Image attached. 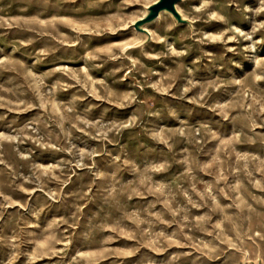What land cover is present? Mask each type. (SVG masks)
Here are the masks:
<instances>
[{"label":"rangeland","instance_id":"1","mask_svg":"<svg viewBox=\"0 0 264 264\" xmlns=\"http://www.w3.org/2000/svg\"><path fill=\"white\" fill-rule=\"evenodd\" d=\"M156 1L0 0V264H264V0Z\"/></svg>","mask_w":264,"mask_h":264},{"label":"water","instance_id":"2","mask_svg":"<svg viewBox=\"0 0 264 264\" xmlns=\"http://www.w3.org/2000/svg\"><path fill=\"white\" fill-rule=\"evenodd\" d=\"M177 1L178 0H158L156 3L150 6V8L148 9V15L136 24V28L140 29V26L142 24L151 22L156 19L162 10L171 12L178 22H183L184 20L175 8V4Z\"/></svg>","mask_w":264,"mask_h":264},{"label":"bare ground","instance_id":"3","mask_svg":"<svg viewBox=\"0 0 264 264\" xmlns=\"http://www.w3.org/2000/svg\"><path fill=\"white\" fill-rule=\"evenodd\" d=\"M157 1H158V0H157ZM157 1H156V2H157ZM177 2H179V0H178ZM176 4H177V3H176ZM176 4H175V8H176ZM176 10H177V9H176ZM164 11L169 12V11H167V10H162V11L159 13L158 17H159L160 14H161L162 12H164ZM169 13L172 14L171 12H169ZM178 13H179V12H178ZM172 16L174 17L173 14H172ZM158 17H157V18H158ZM174 18H175V17H174ZM177 23H178V24H181V23H179L178 21H177ZM143 30H144V29H143ZM144 31H145V30H144Z\"/></svg>","mask_w":264,"mask_h":264}]
</instances>
